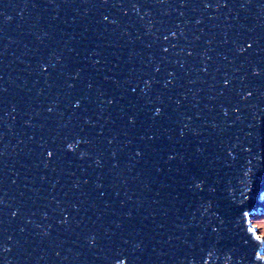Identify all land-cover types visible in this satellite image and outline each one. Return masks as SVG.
Masks as SVG:
<instances>
[{
  "label": "water",
  "instance_id": "water-1",
  "mask_svg": "<svg viewBox=\"0 0 264 264\" xmlns=\"http://www.w3.org/2000/svg\"><path fill=\"white\" fill-rule=\"evenodd\" d=\"M0 13V22L11 17L0 23V87L7 89L0 94V151L6 153L0 156V240L11 249L0 252V259L6 264H113L142 242L136 250L140 264H187L193 256L197 264H225L223 244L208 258L187 237L201 223H219L217 209L230 189L239 196L243 170L251 169L249 187L264 179V79L251 75L264 50L237 53L232 43L249 37L264 41V8L164 3L137 12L100 6L98 0L83 6L81 0H0ZM105 15L108 21L102 20ZM163 47L169 51L163 53ZM94 49L101 56L85 59ZM94 59L101 64L94 67ZM78 69L79 77L72 80ZM165 80L171 81L166 88ZM66 81L76 87L69 89ZM145 81H151L148 88ZM247 91L254 94L243 99ZM85 95L90 101L73 108L70 102ZM112 97L115 103L108 105ZM222 106L230 109L228 117ZM155 107H163L164 116L151 120ZM233 107L240 112H232ZM130 115L137 116L134 128ZM86 116L91 123L84 122ZM146 133H155V142L142 140ZM77 134L91 143L78 145L75 153L45 155L46 148L65 147L64 138ZM221 141L235 146L234 163L216 160L217 154L223 156ZM148 144L151 151L138 162L134 152ZM198 147L205 149L197 160L209 169L208 182L203 192H190L183 171L198 172L187 163ZM170 150L175 160L168 161ZM82 151L89 155L81 159ZM153 165L162 171L155 172ZM209 202L212 207L202 215L201 205ZM257 205L250 216L264 215V201L258 199ZM253 219L244 227L254 228ZM63 220L68 223H59ZM92 233L95 246L86 239ZM254 234L264 240L258 230Z\"/></svg>",
  "mask_w": 264,
  "mask_h": 264
},
{
  "label": "snow or ice",
  "instance_id": "snow-or-ice-1",
  "mask_svg": "<svg viewBox=\"0 0 264 264\" xmlns=\"http://www.w3.org/2000/svg\"><path fill=\"white\" fill-rule=\"evenodd\" d=\"M50 3L55 4L56 0H49ZM65 3H74L75 0H64ZM92 3V0H81V5H86ZM98 3L100 6H108L111 5L114 8H131L133 11H139L140 8L144 7L145 5L149 7H153L159 4L164 3H171V4H178L179 7L187 8L192 7L193 9L198 7L203 8H227L230 5L231 6H239L241 9L251 8V7H261L264 8V0H98ZM27 6V5H25ZM38 5L33 3L32 7H37ZM92 6H96L95 3L92 4ZM0 15H3L0 13ZM125 15L127 13L125 12ZM147 15V13H146ZM183 15V13H181ZM11 17L3 16V21L0 23H7L8 20H10ZM103 21H108L109 17L107 15L102 17ZM201 21H197V23H200ZM112 24H116L117 21L112 20ZM150 30V29H149ZM172 35L175 36L176 33L172 32ZM168 37L165 36V39ZM249 40L251 42H249ZM227 39H225V43H227ZM233 45L235 47V51L237 53H244L249 50H252V54H257V49L264 50V47H261L262 44H264V41H262L261 38H253L249 37L247 40H243L241 43L240 41L234 40ZM72 52H76L75 48L70 49ZM169 51V48L163 47L162 52L167 53ZM55 55V53H53ZM79 55V53H77ZM188 55H192L191 52L188 53ZM101 56V53L98 50H93L88 53V56L85 57V59H88L89 57H99ZM59 59V57H57ZM92 64L95 67L96 65L101 64L100 59H94L92 60ZM261 65H264V59H261L257 64H255L252 67L251 75L253 77L264 79V67H261ZM49 66L51 67V63L49 62ZM39 67L41 69H44V65L40 64ZM207 69H204L206 71ZM46 72L47 70L44 69ZM80 69H78L74 76L71 77L72 80H75L79 77ZM156 72L160 71V67L157 66L155 68ZM170 76L175 75L174 73H169ZM3 77H0V80H2ZM106 79H108L106 77ZM113 80V83L116 85H119V80L117 78H111ZM158 82V81H157ZM67 87L69 89H74L76 85L71 82H67ZM125 83H128L126 80ZM151 81H145V88H148ZM171 83L169 80H165L164 87H168V84ZM224 84L227 86L231 84V81L227 78L224 80ZM92 83H89L87 87L89 89L92 88ZM132 91L135 92L136 88H132ZM7 92L6 88L0 87V94ZM101 96L104 95V92L99 93ZM253 91H247L246 95H244L242 98L247 99L249 97L253 96ZM220 95H224V92H221ZM157 101H161L160 96L156 97ZM90 101L89 96H81L77 98L75 101H71L73 108L80 109L82 105L86 102ZM0 103H3L2 100H0ZM106 103L108 105H112L115 103V97L109 98L106 100ZM149 104L152 103L151 100L148 101ZM49 112H52L53 109L50 107L48 108ZM86 111V109H85ZM232 112L239 113L240 109L239 107H233L231 109ZM221 112L224 117H228L230 114V109L228 107H221ZM164 116V109L163 107H155L152 111L151 116L149 119L156 120L157 118H161ZM239 115L236 116V120H239ZM128 124L131 127L136 126L137 122V116L136 115H130L127 117ZM84 122L86 124L91 123V120L89 117H85ZM215 127V125H213ZM188 128V125H184V128L180 130V137L183 138L185 136V129ZM192 134L199 135V133L196 130H192ZM127 135V133H125ZM251 135V133H249ZM156 134L155 133H146L144 136L141 137V139H147L148 141L155 142L156 140ZM239 139V137H237ZM130 142V141H129ZM91 141L85 137H82L80 135H75L72 138L65 137L64 138V145L65 147H53V148H46L45 149V155L48 158H52L57 156L60 152H76L77 146L80 144H90ZM109 144L112 143V140L108 141ZM220 149L223 151V156H220L219 154L216 155V160H219L221 162H229L234 163L237 159V156L234 155L233 149L234 145L229 144L228 146H224L223 141H221L218 145ZM152 148L151 144L146 145L144 148L138 149L134 152L135 157L138 158V162L140 159H143L145 157L146 151L150 152ZM244 152L251 153L252 148L251 147H244ZM205 152V149L197 148L196 154L192 156L191 159L187 160L188 164H193L198 169L197 171H193L192 168L186 167L183 171V177H184V185L186 186L187 190L190 192H203L205 190V186L208 182V176L207 173L209 169L201 167L197 160V154L200 157H203ZM6 153L4 151H0V156H4ZM79 157L83 159L84 157L89 155V152L82 151L79 152ZM117 156L116 152H112V157L115 159ZM177 158V154L174 152V150H170V154H168L167 159L168 161L175 160ZM181 159H185L184 157H181ZM96 165L102 166L100 159H96L95 161ZM248 164H251V160L248 161ZM47 167V163L45 164ZM117 164H113V167H117ZM153 168L155 172L159 173L162 171V169L158 165H153ZM251 175V169H246L242 171L239 183H240V194L239 196L236 195L235 189L229 190V197L228 199L222 203L220 207H218L217 211L220 213V215L217 217V220L219 223L216 226H212L211 224L204 225L201 223L199 226H197V230L194 232V234L187 237V239H193L194 243L192 247H198L200 253L207 252L208 258H211L213 255L216 254V252L220 251L219 245H224V251L227 253L225 264H256V262H262L264 264V240H261L255 236V232L257 229H254L253 227H244V221H251V219L255 218L258 220H264V217L260 216H250V210L255 209L257 205V200L264 201V179H262L259 182V186L257 187H249V184L252 183L251 179H249ZM85 183H87L85 181ZM76 187H79V183L75 185ZM146 187L148 185H145ZM96 188H100V184H96ZM211 191H215V188H212ZM157 196H160V193H156ZM239 201V203H237ZM158 203V201H155ZM139 204H142L143 201H139ZM4 205V199L2 196H0V206ZM72 207H75L73 205ZM105 207H111L110 204H106ZM202 208H204L203 214H206L208 209L212 207L211 202L205 205H201ZM3 208L0 207V214H2ZM16 212H13L12 215L16 216ZM167 214V213H165ZM133 216V213L131 211L126 213V217L128 219H131ZM61 224H67V220L60 221ZM120 226L119 224L117 225ZM178 226V225H177ZM159 227L163 228L164 225L161 224ZM23 231V229H21ZM45 235H47V232H45ZM87 243L90 246H95L97 244V235L95 233L89 234L87 236ZM177 239H179L177 237ZM124 244H128V240L123 241ZM142 247V242H137L133 246V250L131 255L124 256L121 259H115L113 261V264H140V257L136 255V250L140 249ZM259 249V250H257ZM11 251L7 247L6 244L3 243L2 240H0V252L7 253ZM59 255V253H57ZM118 255H123V252L119 253ZM0 264H6V261L3 259H0ZM187 264H197V260L195 259V256L193 258L187 260Z\"/></svg>",
  "mask_w": 264,
  "mask_h": 264
},
{
  "label": "rangeland",
  "instance_id": "rangeland-1",
  "mask_svg": "<svg viewBox=\"0 0 264 264\" xmlns=\"http://www.w3.org/2000/svg\"><path fill=\"white\" fill-rule=\"evenodd\" d=\"M260 217H264V215ZM252 225L259 231L260 237L264 239V220H258L254 218L252 220Z\"/></svg>",
  "mask_w": 264,
  "mask_h": 264
}]
</instances>
